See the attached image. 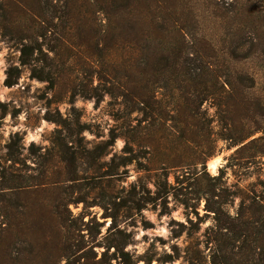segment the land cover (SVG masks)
<instances>
[{
    "label": "rangeland",
    "instance_id": "374dc122",
    "mask_svg": "<svg viewBox=\"0 0 264 264\" xmlns=\"http://www.w3.org/2000/svg\"><path fill=\"white\" fill-rule=\"evenodd\" d=\"M259 136L264 0H0V264H264Z\"/></svg>",
    "mask_w": 264,
    "mask_h": 264
},
{
    "label": "trees",
    "instance_id": "16d2710c",
    "mask_svg": "<svg viewBox=\"0 0 264 264\" xmlns=\"http://www.w3.org/2000/svg\"><path fill=\"white\" fill-rule=\"evenodd\" d=\"M167 65L168 68L172 70V73L175 74L174 76H176L175 79L172 80V82L176 84V88L178 90H183L182 88H184L185 86H187L188 88L200 87V93L207 92V95H214L215 98V96H219L222 91H225V85L229 84V81H227L226 79H221V75H213L212 73L201 72L202 65L200 66L199 70L198 66H194L191 64V66H183L181 69H178V71L177 67L175 66V62H169V64ZM173 70H175V72ZM216 88L219 89V91L214 90ZM188 113H193V109L188 108ZM251 135L252 133H249L243 137H231V135H228L227 137H225V139H229L230 141L228 145L232 146L250 137ZM256 139L264 140V136L253 138L249 142H252ZM209 210L213 209L210 208Z\"/></svg>",
    "mask_w": 264,
    "mask_h": 264
},
{
    "label": "bare ground",
    "instance_id": "6f19581e",
    "mask_svg": "<svg viewBox=\"0 0 264 264\" xmlns=\"http://www.w3.org/2000/svg\"><path fill=\"white\" fill-rule=\"evenodd\" d=\"M218 165H219V159L216 157L210 160V162L208 163V168L211 172H214Z\"/></svg>",
    "mask_w": 264,
    "mask_h": 264
},
{
    "label": "water",
    "instance_id": "95a60500",
    "mask_svg": "<svg viewBox=\"0 0 264 264\" xmlns=\"http://www.w3.org/2000/svg\"><path fill=\"white\" fill-rule=\"evenodd\" d=\"M215 157H213V158H210L208 161H207V167H208V163L210 162V160H212V159H214Z\"/></svg>",
    "mask_w": 264,
    "mask_h": 264
}]
</instances>
